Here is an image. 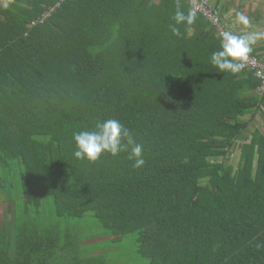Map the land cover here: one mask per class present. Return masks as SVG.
Wrapping results in <instances>:
<instances>
[{
  "label": "trees",
  "instance_id": "16d2710c",
  "mask_svg": "<svg viewBox=\"0 0 264 264\" xmlns=\"http://www.w3.org/2000/svg\"><path fill=\"white\" fill-rule=\"evenodd\" d=\"M6 1L0 264H264V132L227 160L246 116L264 114L261 80L212 65L207 17L180 38L175 0ZM108 119L144 145V167L131 146L75 157L74 134ZM118 248L133 258L94 255Z\"/></svg>",
  "mask_w": 264,
  "mask_h": 264
},
{
  "label": "clouds",
  "instance_id": "9594fccd",
  "mask_svg": "<svg viewBox=\"0 0 264 264\" xmlns=\"http://www.w3.org/2000/svg\"><path fill=\"white\" fill-rule=\"evenodd\" d=\"M174 7L173 23L169 25V28L173 35L183 38L179 26H186L185 30L191 33L192 26L198 20V8L195 6V0H190L187 10L182 0H175ZM237 20L244 26L250 25L249 18L243 13L237 14ZM220 37L221 50L211 55V63L222 73L231 72L233 75H238L246 67L253 46L264 39V32H245L237 35L232 31H222ZM74 141L77 146L74 155L77 159H87L91 163H96L105 153L118 157L121 152H129V146H131L128 159L134 161L133 167L140 169L146 164L144 145L137 143L132 130L116 119L97 122L94 131L76 132Z\"/></svg>",
  "mask_w": 264,
  "mask_h": 264
},
{
  "label": "crops",
  "instance_id": "0c3cea01",
  "mask_svg": "<svg viewBox=\"0 0 264 264\" xmlns=\"http://www.w3.org/2000/svg\"><path fill=\"white\" fill-rule=\"evenodd\" d=\"M159 2V0H156ZM220 8L225 21H227L237 35H240L238 30L240 25L242 31L245 32H264V0H212ZM243 13L250 20L249 26L240 24L237 20V14ZM234 19V20H233ZM234 22V23H233ZM264 45V40H259L255 47L259 48ZM264 50V49H263ZM262 50V51H263ZM261 53V52H259Z\"/></svg>",
  "mask_w": 264,
  "mask_h": 264
},
{
  "label": "rangeland",
  "instance_id": "374dc122",
  "mask_svg": "<svg viewBox=\"0 0 264 264\" xmlns=\"http://www.w3.org/2000/svg\"><path fill=\"white\" fill-rule=\"evenodd\" d=\"M6 2H7L6 0H0V4H7ZM236 27H239L238 30L242 29V27H240V25H237ZM240 30H239L240 34L245 33L244 29L242 31H240ZM262 40H264V39H262ZM261 54L264 55V50L261 52ZM257 92H258V90H257ZM246 118L249 119V121H250L249 127L247 128V130H245L241 134L240 138L235 143L234 147L229 152L228 157H227L228 162L233 164L235 167L238 166V164H239V162L241 160V155H242V150L244 148V144L251 140L253 132L256 129L261 130V131L264 132V114L262 112H258L256 114H253V113L252 114H248L246 116ZM7 205H8V202L0 201V217H1V219H3L5 217L6 210H7ZM11 215L12 214H10L9 217H11ZM116 249L107 250L105 252L102 250L99 253H96L94 255H98V254H101V253H107L108 254V256H107L108 258H115V257L117 258L118 257L117 254H119L120 256H122L121 259H122L123 262L126 259L133 258V257H131L132 253L131 252L127 253L126 249L125 250H123L121 248H118V250H116ZM118 264H122V263L119 262Z\"/></svg>",
  "mask_w": 264,
  "mask_h": 264
},
{
  "label": "built area",
  "instance_id": "2783aa9c",
  "mask_svg": "<svg viewBox=\"0 0 264 264\" xmlns=\"http://www.w3.org/2000/svg\"><path fill=\"white\" fill-rule=\"evenodd\" d=\"M195 6L198 8V12L203 13L210 21V23H212V25L215 27L217 36L220 37V33L222 31H232L230 25L228 24L227 21H225L220 8L216 5L215 2H213L212 0H195ZM245 68L253 71L254 75L261 80L260 85L258 87V93L260 95H263L264 94V55L263 56L250 55L249 61Z\"/></svg>",
  "mask_w": 264,
  "mask_h": 264
}]
</instances>
